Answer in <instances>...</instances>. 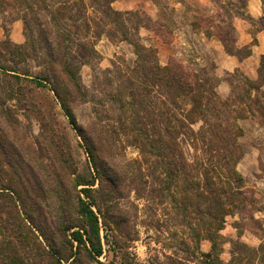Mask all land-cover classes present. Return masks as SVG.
<instances>
[{
	"label": "rangeland",
	"instance_id": "1",
	"mask_svg": "<svg viewBox=\"0 0 264 264\" xmlns=\"http://www.w3.org/2000/svg\"><path fill=\"white\" fill-rule=\"evenodd\" d=\"M63 1L47 0V4L54 10L60 4L66 5ZM210 1L212 6H207L201 1V7L196 11H187L184 8L178 10L173 6V0H114V9L130 12L123 17L125 24L130 28L128 39H124L112 22L107 23L104 28H99L95 21H99L101 13L93 10L89 0H83L85 8L81 0H71L67 4L70 14L74 17H80L81 11L85 13L81 20L70 19L69 24L72 30H75L73 21L81 25L80 29L72 34L76 41H85L97 50L93 60H88L89 64L80 65V76L83 85L98 98L103 97V86L99 83L104 84L105 75L115 80L113 85L119 83L114 78L115 71L120 70L123 78L133 75L132 69L139 58L131 40L136 38L138 32V41L147 48L146 52L157 56L160 65L167 66L174 72H184L190 79H202L210 88L216 90L220 98L229 100L231 108L228 110V125L238 131L236 150L241 153L236 169L242 180L237 184L241 186L245 199L239 209L234 208L233 213L225 216L222 228L215 231L217 248L222 264H264V77H260L258 71L262 55L258 64L255 61L246 62L234 70L220 68L222 57L219 46L207 42L202 34L215 33L224 45L233 48L235 54L242 58L249 54V48L236 46L237 24L241 20L250 23L254 37L252 43L257 42L254 35L264 29V8L263 12H259L261 7L253 4L251 11L256 12L253 15L248 10L247 0ZM261 2L264 4V0ZM44 4L41 0H0V63L19 72L28 69L30 73L22 82L21 86L24 88L13 79L12 86L7 82L8 88L4 84L5 92L0 94L8 98L11 89L16 92L19 89L25 91L24 96L19 91L15 98H6L0 107V143L5 146L0 145V165L5 169L1 174L2 182L13 183L19 188L29 211L34 213L40 226L45 223H50L51 226L52 215L47 207L45 195L41 190L33 188L31 181L19 177V168L9 166H15L17 161L12 156L5 155V151H12L6 135L12 139L17 137L19 141L24 140L31 146L32 155L35 157L33 164L47 163L52 168L47 154L41 152L37 143L41 133H48L55 138L59 150L57 155H65L74 169L72 177H65V181H71L70 178L94 179L93 188L97 189L104 185L106 180H101L94 171L84 139L70 122L52 89L54 81L65 80L66 76L62 73L60 65H57L56 71L59 79L55 75L52 76V71L48 68L49 57L45 42L40 40V28L46 20V16L42 14ZM85 22H89L90 27L86 26ZM95 31L100 35L97 36ZM31 39L35 40L33 43L37 52L25 61L19 60L4 43L9 41L10 46L21 44L30 51L33 44L29 41ZM77 48V44L73 46L74 51ZM102 70L108 73H101ZM45 73L53 77V82L43 80L46 86H38L35 79L43 77ZM249 81L261 84L259 91L253 88L251 90V97L255 99L253 110H249L246 105V100L253 102L245 92L247 87L250 89ZM110 87L112 86H109V89ZM69 90L73 89L70 87ZM243 95L245 101L241 99ZM31 103H34V106ZM183 104L185 108H190L191 99L183 100ZM70 105L77 121L85 127H89L93 120L101 119L99 122L106 128L104 141L109 152L104 151V155H115L123 167V175L125 169L129 171L128 176L121 178L113 187L111 199L105 204L102 203V197L98 200L102 214L105 215L104 221L106 218V225L103 224L97 207L93 206L100 216L104 249L99 259L104 263L114 261L117 264H202L201 252H209L212 248V242L207 238L208 230L201 228L199 217L194 213V216L189 217L190 224H184L182 210L176 207L181 204L182 195L179 188L165 190L162 193L165 196L160 194L158 189H162L163 185L160 186L159 182L154 181L150 173L152 166L145 161H153V157L142 154L140 148L131 141V132L125 133L112 127L118 125L120 117L113 104H107L100 114L94 108L93 102L72 99ZM26 106L30 110L27 111ZM27 112H30V116H26ZM8 113L13 122L5 116ZM207 118L214 121L211 115ZM202 124V121L191 124L195 134L190 132L189 135L180 134L178 137L183 155L192 164L193 177L201 179L203 172L210 170L209 165L214 163L211 161L214 152H210L198 131ZM229 169V165L219 167L217 173L221 171L222 175L227 176L230 175ZM159 174L161 177L165 176L164 173ZM210 175L213 177L214 174L210 171ZM22 181L26 182V185ZM107 187L112 189L110 185ZM171 194L176 195L175 203L170 197ZM238 202L239 200H236V203ZM13 204L0 199V216L3 218H0V239L4 237L5 241L0 240L1 253L8 251L7 241L16 244L20 250V242L13 236L12 226L6 221L13 218V212H17ZM72 207L75 209L76 201H73ZM192 229L200 232L201 240L198 246ZM36 232L39 233L37 230ZM187 247L195 251L196 256L191 255ZM33 255L36 259L32 264L48 263L46 259L41 262L37 253ZM7 259H0V264H6Z\"/></svg>",
	"mask_w": 264,
	"mask_h": 264
},
{
	"label": "trees",
	"instance_id": "2",
	"mask_svg": "<svg viewBox=\"0 0 264 264\" xmlns=\"http://www.w3.org/2000/svg\"><path fill=\"white\" fill-rule=\"evenodd\" d=\"M41 1L45 3L42 7V14L46 16V20L40 28V40L45 42L46 53L49 57L48 68L52 71V76L55 75L59 79L56 71L57 65H60L66 79L53 82V77L45 73L42 75L43 77L35 79L36 83L38 86L44 87L46 83L43 80L53 82L52 89L55 91L56 97L70 122L85 141L94 171L102 178L101 180L105 179L106 182L95 189L93 188L94 179L77 178L75 180L70 178L72 184L69 180L65 181V177H72L74 169L65 155L61 157L57 155L59 150L55 138L48 133H41L42 138H37V143L41 152L47 154L53 169L47 163L33 164L35 157L32 155L31 146L24 140L19 141L17 137L12 139L6 135L12 151H5V155L12 156L17 161L15 166L11 164L9 166L15 167V169L19 168L17 172L19 177L22 180L31 181L32 187L41 190L45 195L47 207L52 215V221H50L52 224L50 226V223L49 225L45 223L40 226L34 213L29 211L19 188L13 183L4 184L2 182L1 174L5 169L0 165V199L14 203L13 205L17 209V212H13V218L6 221L12 226L13 236L20 242L19 250L16 244L7 241L9 243L8 251L0 252V259L5 261L8 258L6 264H32L36 259L33 254L37 253L40 255L41 262L43 259L48 261L46 264H117L114 261L104 263L99 259L104 249L100 216L94 211L93 206L97 207L103 224L106 225V218L104 221L105 215L102 214V207L98 205V200L102 197L104 199L102 203L105 204L107 200L111 199L114 193L113 187L121 178L128 176L129 171L125 169V175H123V167L120 166L121 163L114 157L115 155L109 154V157L104 155V151H107L104 141L106 128L103 123L99 122L101 119L93 120L89 127H85L77 121L70 105V101L76 99L82 102H93L94 108L99 114L103 112L102 109L107 104H113L120 117L118 125H112V127L125 133L131 132V141L140 148L142 154L153 157V161L150 159H145V161L152 166L150 173L154 181L159 182L160 186L163 185L162 189L161 187L158 189L160 194L163 195L165 190L170 191L172 187L179 188L182 195L181 204L176 203V207L180 211L182 210L184 224H190L189 217L190 215L194 216L192 215L194 213L199 217L201 228L208 230L207 238L211 240L212 248L209 252H201L203 256L201 263L222 264L215 231L222 228L225 216L233 213L234 208L239 209L245 199L241 186L237 184L242 180L236 169L241 153L236 150L238 131L228 125V110L231 108L229 100L220 98L216 90L213 87L210 88L202 79L196 77L190 79L184 72H174L167 66L160 65L157 56L154 53L146 52L147 48L138 41V32L136 38L131 40L139 58L132 69L133 75L123 78L120 70L115 71L114 78L119 81L116 85H113L115 80L107 78L105 75L104 84L99 83L103 86L101 88L103 97L98 98L94 92L83 85L80 76V65L89 64L88 60H93L97 50L85 41H76L72 36L81 27L74 21L81 20L85 13L81 11L80 17L70 14L67 3L71 0H64L63 3L66 5L60 4L54 10L49 8L47 0ZM81 1L85 8L86 4L83 0ZM113 1L89 0L93 10L101 13L99 21H95V24L99 28H104L107 23L112 22L116 29L120 30L124 39H128L130 28L125 24L123 17L130 12L114 9ZM70 19L74 20L72 26L75 30L71 29ZM84 24L90 27L89 22ZM95 33L97 36L100 35L98 31ZM29 41L33 43L35 40ZM4 43L15 56H18L19 60L25 61L29 56L36 55L37 52L34 43L31 44L30 51L21 44L10 46L9 41H4ZM76 44L78 48L74 51L73 46ZM225 48L231 54H235L233 48L227 45ZM43 64L46 63L43 62ZM107 70L109 71V69ZM258 71L260 77H264V54ZM28 72V69L19 72L0 63V94H4L5 85L8 88L7 82L12 86L13 79L20 87H23L21 86L22 82L28 78L26 76L30 75ZM105 72L106 70L101 71V73ZM248 84L250 89L247 87L245 92L253 102L250 103L246 100V105L249 110H253L255 99L251 97V90L259 91L261 84L253 81H249ZM109 86L112 87L109 89ZM70 87L73 89L72 91L69 90ZM19 91L21 89L17 92L13 89L9 90V96L6 98H15ZM24 92L21 91V94L23 95ZM2 95H0V107L3 101L7 100ZM187 98L191 99L190 108H185L183 104V100ZM241 99L245 101V96H241ZM31 105L34 106V103ZM25 109L30 110L28 106ZM208 115H211L214 121L208 119ZM5 116L13 122L9 113ZM26 116H30V112H27ZM197 121L203 122L198 130L199 134L202 135V140L209 147L210 152H214V155L211 156V161L214 163L209 165L210 170L203 172L202 179L193 177L192 164L183 155L178 140L180 134H195L191 124ZM0 145L5 147L1 143ZM107 153L109 152L107 151ZM227 165L230 167V175H222L221 171L217 173L219 167L223 168ZM210 171L214 174L213 177L210 175ZM159 173H164L165 176L161 177ZM22 182L26 185V182ZM81 185L84 186L78 189ZM109 185L112 186L111 190L107 187ZM75 190L78 191L75 192ZM170 197L175 203L176 195L171 194ZM236 200L239 202L236 203ZM73 201H76L75 209L72 207ZM0 218L2 217L0 216ZM4 226L8 228L7 225ZM213 227L214 229H212ZM36 230L39 232L38 234ZM192 231L197 238L198 246L201 240L200 232H195L194 229ZM0 240L4 241V237ZM189 248L187 247V251L196 256V252Z\"/></svg>",
	"mask_w": 264,
	"mask_h": 264
},
{
	"label": "crops",
	"instance_id": "3",
	"mask_svg": "<svg viewBox=\"0 0 264 264\" xmlns=\"http://www.w3.org/2000/svg\"><path fill=\"white\" fill-rule=\"evenodd\" d=\"M203 2V4L207 6H212L210 0H173V6L179 10V8H184L189 11H196L200 6L199 2ZM259 5L261 7V11L263 12L264 4L261 0H247L248 10L251 14H256L251 11L252 5ZM257 14H259L257 12ZM245 20H241L239 24H237V32L238 38L236 40L237 47L248 46L250 52L244 57H239L237 54H231L225 48L224 43L218 36L213 32H203L204 38L207 42H213L217 47L219 46L221 52L220 55L222 60L220 61V68H226V70H234L236 67L243 66L246 62L253 63L254 61L258 64L260 56L264 54V29L259 30L254 36L257 38V42L252 43L254 39L251 29L250 23H245ZM224 61V62H223Z\"/></svg>",
	"mask_w": 264,
	"mask_h": 264
}]
</instances>
